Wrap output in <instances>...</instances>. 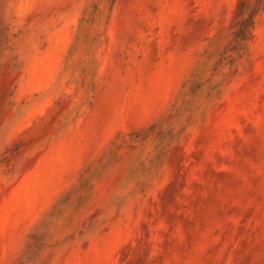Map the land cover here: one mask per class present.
Wrapping results in <instances>:
<instances>
[{
	"label": "rangeland",
	"instance_id": "1",
	"mask_svg": "<svg viewBox=\"0 0 264 264\" xmlns=\"http://www.w3.org/2000/svg\"><path fill=\"white\" fill-rule=\"evenodd\" d=\"M256 3L0 0V264H264Z\"/></svg>",
	"mask_w": 264,
	"mask_h": 264
},
{
	"label": "trees",
	"instance_id": "2",
	"mask_svg": "<svg viewBox=\"0 0 264 264\" xmlns=\"http://www.w3.org/2000/svg\"><path fill=\"white\" fill-rule=\"evenodd\" d=\"M262 0H257L256 3V8L259 6V4L261 3ZM255 9V7H253ZM250 22H251V16H247L245 18H243L242 22L239 25V30H238V36H241L243 33H245V31L247 30V28L250 26Z\"/></svg>",
	"mask_w": 264,
	"mask_h": 264
}]
</instances>
